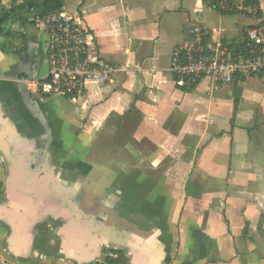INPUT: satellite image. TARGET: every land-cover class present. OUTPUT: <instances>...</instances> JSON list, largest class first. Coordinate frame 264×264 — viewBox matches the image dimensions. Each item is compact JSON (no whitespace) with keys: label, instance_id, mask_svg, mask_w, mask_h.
<instances>
[{"label":"crops","instance_id":"crops-1","mask_svg":"<svg viewBox=\"0 0 264 264\" xmlns=\"http://www.w3.org/2000/svg\"><path fill=\"white\" fill-rule=\"evenodd\" d=\"M76 5L96 53L127 70L60 108L36 93L47 72L46 35L30 18L16 24L22 38L13 51L0 49V264H105L110 252L118 264H264V73L233 81L226 104H213L202 94L215 83L177 87L169 72L173 49L194 24L209 29L210 48L222 43L236 52L256 20L230 21L201 0ZM102 135L121 140L119 155L100 156L94 142ZM229 152L235 194L192 178L179 190L197 172L199 182L229 178ZM45 182L60 183L57 196L44 191ZM113 232L125 241L119 247ZM134 235L136 249L127 246Z\"/></svg>","mask_w":264,"mask_h":264},{"label":"built area","instance_id":"built-area-1","mask_svg":"<svg viewBox=\"0 0 264 264\" xmlns=\"http://www.w3.org/2000/svg\"><path fill=\"white\" fill-rule=\"evenodd\" d=\"M217 13H237L256 20L245 29L244 49L236 52L219 43L210 48L209 29L198 23L189 30L188 41L174 48L169 72L177 87H193L200 79L208 78L221 85L239 77L264 73V22L257 9L243 0H201ZM32 10V9H31ZM30 20L46 35V74L36 82V93L67 99L73 104L85 96L89 84H103L113 75L126 71L96 53L93 37L77 12L64 10L37 15ZM109 257L115 258L110 252Z\"/></svg>","mask_w":264,"mask_h":264},{"label":"rangeland","instance_id":"rangeland-1","mask_svg":"<svg viewBox=\"0 0 264 264\" xmlns=\"http://www.w3.org/2000/svg\"><path fill=\"white\" fill-rule=\"evenodd\" d=\"M76 4H77V0H64L63 10L67 11L69 13L75 12L76 7H77ZM207 9H209V8H207ZM209 11H211L212 13H215L217 15H220V16L228 17L230 19V21H233V22L235 20H237L238 17L239 18L240 17H246L245 15H241V14H237V13H229V14L223 15V14H219L215 11H212L210 9H209ZM204 86L207 87V90L202 94V96L206 99V101L207 100L208 101L210 100L211 102L213 101L214 102L213 104H215V101H217V100L218 101L221 100L224 102V104H226V102L228 100L227 98H228L229 94L230 95L232 94V89H233V83L232 82L227 83V84H221V85H218V84L213 85L212 84V86L210 85V83L209 84L207 83ZM47 97L49 98V100L56 102L60 106V108H63V109H68L70 107H73V105H74L73 103H71L70 101H68L67 99L62 98V97H56V96H47ZM204 106L200 105L199 110L207 111L209 109V107H204ZM236 106H239V101L236 103ZM227 110H228L227 108H225L224 110H222V109L218 110V115L219 114H222L224 116L227 115ZM214 113H215V111H214ZM233 119L234 118H231L230 122H233ZM126 138L127 139L130 138V133L127 134ZM185 140H189V139H185ZM94 144H95L96 148L101 149V150L96 149V150L100 151V153H99V154H101L100 156H104L108 159L116 156L117 154L119 155V149L122 147L121 140L120 141L116 140V143H115V142H112V136H106V135L100 136L99 139L94 142ZM138 146L141 149H143L144 151H147L150 148V144L147 142H144V141L140 142L138 144ZM231 152H229V154H228L229 156L227 159H225V164L223 166L224 172H225V174L228 173L229 178L225 177L223 180H217V181L211 180V182H208V183L199 182V178H198L199 175L197 174L199 172H197L193 177L190 174L187 182L178 183L179 190L187 189V188H184L183 186L184 185L187 186L193 180V183L202 185L203 189L221 190V191L226 192L228 195H231L232 193L235 194V184H233V182L231 180H229L232 175H235V161L232 158ZM162 164L165 165V162H163ZM145 168H149V167L147 165H145ZM193 168H196L195 165H193ZM191 178H192V180H191Z\"/></svg>","mask_w":264,"mask_h":264},{"label":"trees","instance_id":"trees-1","mask_svg":"<svg viewBox=\"0 0 264 264\" xmlns=\"http://www.w3.org/2000/svg\"><path fill=\"white\" fill-rule=\"evenodd\" d=\"M246 4L257 9L259 15V1L258 0H243ZM64 0H42L36 3L35 0H21V3L15 4L8 2V0H0V49L4 52L13 51L15 48V39L22 38V34L15 28L16 24L24 26L29 23L34 12L37 15H42L49 12L63 10ZM32 9V10H31ZM245 42L239 44L237 49H244ZM243 77L235 75L234 83ZM236 94L238 90H235ZM238 95V94H237ZM105 264H118V258H106Z\"/></svg>","mask_w":264,"mask_h":264},{"label":"water","instance_id":"water-1","mask_svg":"<svg viewBox=\"0 0 264 264\" xmlns=\"http://www.w3.org/2000/svg\"><path fill=\"white\" fill-rule=\"evenodd\" d=\"M24 87H25V89H24V91H23V99H24V102L26 103V105L30 108V109H33V112H35V110H36V108H35V104H34V102L32 101V98L30 97V95H29V91L27 90V88H26V86L24 85ZM11 156L13 157V154H14V156L16 157V156H18V154H17V152L16 151H11ZM16 154V155H15ZM8 157V156H7ZM10 157V156H9ZM43 184V189H44V191L46 190L47 192L48 191H50L49 193H51V194H54V196H57L58 195V192H59V188H60V183L59 182H55L54 183V186L53 187H50V183H48V182H45V183H42ZM61 189V188H60ZM40 216V215H39ZM39 216L38 217H36V219L38 220L39 219ZM135 236V235H134ZM111 238H113L112 240H114V242H116V244L118 245V247H119V243H122V242H125V241H120L117 237H116V235H115V232H113L112 234H111V236H110ZM135 239H136V241H135V243H131V242H127V246L128 247H130V248H132V249H136L138 246L137 245H139V243L141 242V238L140 237H138V236H135Z\"/></svg>","mask_w":264,"mask_h":264}]
</instances>
